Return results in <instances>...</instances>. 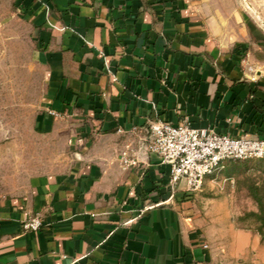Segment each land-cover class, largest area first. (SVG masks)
<instances>
[{
    "label": "crops",
    "instance_id": "1",
    "mask_svg": "<svg viewBox=\"0 0 264 264\" xmlns=\"http://www.w3.org/2000/svg\"><path fill=\"white\" fill-rule=\"evenodd\" d=\"M0 22L26 27L45 73L38 126L67 148L0 200V264H264L231 194L172 197L145 148L158 119L264 138V0H0Z\"/></svg>",
    "mask_w": 264,
    "mask_h": 264
},
{
    "label": "rangeland",
    "instance_id": "2",
    "mask_svg": "<svg viewBox=\"0 0 264 264\" xmlns=\"http://www.w3.org/2000/svg\"><path fill=\"white\" fill-rule=\"evenodd\" d=\"M248 7L257 19L253 5ZM26 39L22 23L0 22V200L23 192L33 175L67 161L65 140L38 126L46 112L45 73ZM205 180L207 188L196 193L231 194L236 224L264 239V158L228 160Z\"/></svg>",
    "mask_w": 264,
    "mask_h": 264
},
{
    "label": "built area",
    "instance_id": "3",
    "mask_svg": "<svg viewBox=\"0 0 264 264\" xmlns=\"http://www.w3.org/2000/svg\"><path fill=\"white\" fill-rule=\"evenodd\" d=\"M57 115L55 111L50 112ZM145 148L167 165L171 196L190 195L203 188L207 176L217 172L226 160L264 158V138L233 137L210 128L192 126L188 118L179 123L161 119L147 125ZM125 166H136L139 159L128 150L121 152ZM43 222L38 216L23 222L25 230L36 231Z\"/></svg>",
    "mask_w": 264,
    "mask_h": 264
}]
</instances>
